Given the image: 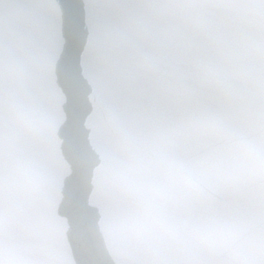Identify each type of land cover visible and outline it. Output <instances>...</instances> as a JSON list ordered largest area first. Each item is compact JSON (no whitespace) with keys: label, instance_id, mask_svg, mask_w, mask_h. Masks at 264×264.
<instances>
[{"label":"water","instance_id":"95a60500","mask_svg":"<svg viewBox=\"0 0 264 264\" xmlns=\"http://www.w3.org/2000/svg\"><path fill=\"white\" fill-rule=\"evenodd\" d=\"M165 2L0 0V248L26 264H175L121 227L131 204L112 172L128 158L123 131L147 135L211 111L264 132V86L243 78L245 31L220 13L200 27L162 19L154 10ZM208 64L232 73L229 91L202 82ZM20 101L46 111L44 135L17 132L9 114ZM204 147L187 133L175 144L180 154ZM24 159L42 169L38 191L15 180ZM212 208L264 216V196L222 190Z\"/></svg>","mask_w":264,"mask_h":264},{"label":"clouds","instance_id":"9594fccd","mask_svg":"<svg viewBox=\"0 0 264 264\" xmlns=\"http://www.w3.org/2000/svg\"><path fill=\"white\" fill-rule=\"evenodd\" d=\"M162 19L202 26L209 15L223 14L246 33L240 57L248 79L255 73L264 86V0H166L154 10ZM27 69L20 68L22 74ZM232 73L204 65L206 85L227 92ZM9 118L28 138L44 135L48 115L38 104L15 103ZM194 134L205 147L180 154L177 140ZM128 158L112 172L113 182L131 204L121 227L133 238L152 244L175 264H264V216L224 213L212 208L214 194L245 189L264 196V132L241 131L220 114L192 112L175 125L142 135L123 131ZM16 182L38 191L40 165L30 159L13 164ZM205 210L194 212V208ZM0 264H26L21 252L0 248Z\"/></svg>","mask_w":264,"mask_h":264}]
</instances>
